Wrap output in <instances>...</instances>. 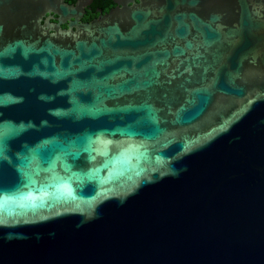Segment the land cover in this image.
I'll use <instances>...</instances> for the list:
<instances>
[{"label": "water", "instance_id": "water-1", "mask_svg": "<svg viewBox=\"0 0 264 264\" xmlns=\"http://www.w3.org/2000/svg\"><path fill=\"white\" fill-rule=\"evenodd\" d=\"M57 1L0 23V264H264V0Z\"/></svg>", "mask_w": 264, "mask_h": 264}, {"label": "flooded vegetation", "instance_id": "flooded-vegetation-1", "mask_svg": "<svg viewBox=\"0 0 264 264\" xmlns=\"http://www.w3.org/2000/svg\"><path fill=\"white\" fill-rule=\"evenodd\" d=\"M15 2H13L15 6L22 8L23 11L18 15L21 23L17 22L13 26L12 15L8 14L7 19L0 16V23L7 20V22H11L10 26H12L10 28L6 27L7 31L4 35L9 37L19 36L20 32L15 31V26L20 27L27 24L28 29L31 31L29 32L30 36L34 39L43 40L53 36V40L56 43L63 45L73 44L72 36L62 35L61 31L68 30V24L74 21L75 18L60 15L58 11L59 2L57 0H16ZM63 3L76 8V19L78 24L81 25L90 23L100 15L108 14L117 7L112 0H63ZM3 9H0V15L5 11ZM71 33L81 37L84 36L83 32L75 28L71 29Z\"/></svg>", "mask_w": 264, "mask_h": 264}, {"label": "snow or ice", "instance_id": "snow-or-ice-1", "mask_svg": "<svg viewBox=\"0 0 264 264\" xmlns=\"http://www.w3.org/2000/svg\"><path fill=\"white\" fill-rule=\"evenodd\" d=\"M3 142V137H0V143ZM0 157H2V152H0Z\"/></svg>", "mask_w": 264, "mask_h": 264}]
</instances>
